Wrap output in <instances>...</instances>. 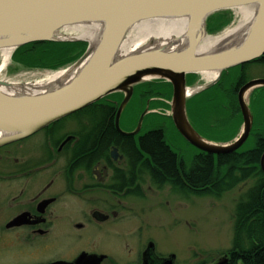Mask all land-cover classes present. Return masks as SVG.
Here are the masks:
<instances>
[{
	"label": "water",
	"instance_id": "water-1",
	"mask_svg": "<svg viewBox=\"0 0 264 264\" xmlns=\"http://www.w3.org/2000/svg\"><path fill=\"white\" fill-rule=\"evenodd\" d=\"M240 7L255 9L253 21L243 38L231 46L198 53L205 38L207 18L219 11ZM158 18L186 21V43L180 49L159 48L120 56L128 32L138 23ZM78 24L100 27L95 45L71 66L82 65L74 77L48 92L13 96L0 90V146L27 138L47 125L70 116L116 91L125 97L118 109L126 106L132 87L147 79H161L172 86L170 115L178 133L195 148L211 154H228L248 139L253 117L245 98L264 86V78L247 81L237 99L243 118L240 135L228 144L203 138L187 115V100L216 84L222 72L261 58L264 55V0H0V50L12 51L33 42L64 41L61 29ZM68 41V40H67ZM217 72V76L188 94V74ZM0 85H6L0 82ZM147 109L140 115L139 130ZM264 173V153L260 159ZM102 258L81 254L73 262L48 264H100ZM223 256L212 264H229Z\"/></svg>",
	"mask_w": 264,
	"mask_h": 264
},
{
	"label": "flooded vegetation",
	"instance_id": "flooded-vegetation-1",
	"mask_svg": "<svg viewBox=\"0 0 264 264\" xmlns=\"http://www.w3.org/2000/svg\"><path fill=\"white\" fill-rule=\"evenodd\" d=\"M260 59L253 60L256 63L251 67L264 64ZM249 72L250 69L246 72L248 77ZM189 75L186 76L187 85ZM252 79L255 78H249ZM139 84L132 87L131 96L119 116L118 109L126 95L124 91L113 92L91 103L82 109L84 115L63 117L27 138L0 146V153H5L4 162L0 164V245L20 252L21 249L12 247L35 244L32 256L16 251L12 255L32 259L46 250L50 238L63 234L84 240L83 247L69 257L30 262H73L84 253L101 257L100 264H121L117 261L119 258H111L108 252L95 248L96 238L83 234L89 231L88 234L109 232L138 236L152 226L143 215L153 208L154 186L166 185L170 189L177 188L181 194L186 192L183 186L176 185L179 184L176 180L155 179L154 154L142 146L155 129L154 121H145V115L135 132L140 115L145 111L136 116L137 107L143 105L136 95ZM148 104L146 100L144 108ZM189 121L203 138L212 141ZM38 136L41 138L38 145L43 151L40 157L28 158L25 153L8 152L11 147L21 148ZM179 136L194 150L189 154L188 164L205 153ZM170 150L175 157L174 166L182 169L187 163L185 153L172 147ZM80 153L83 154L80 156ZM212 156L217 160L218 155ZM122 224L130 226L123 228ZM130 246L137 250L140 247ZM134 255H127L132 260L125 264H181L176 253L157 251L152 240ZM223 256L230 258L228 254L219 258ZM217 260L199 264H212Z\"/></svg>",
	"mask_w": 264,
	"mask_h": 264
},
{
	"label": "trees",
	"instance_id": "trees-1",
	"mask_svg": "<svg viewBox=\"0 0 264 264\" xmlns=\"http://www.w3.org/2000/svg\"><path fill=\"white\" fill-rule=\"evenodd\" d=\"M230 21L226 11L216 12L207 18L206 31L218 32ZM85 49L84 42H33L14 50L11 61L27 69L56 71L72 65ZM260 60L264 63V55ZM254 63L256 62H248L223 71L220 80L204 90L205 94L201 95L204 92L202 91L193 98L196 101L204 100V104L213 106H195L194 102L187 101V115L195 126L196 115H207L210 110L209 114L214 113L213 111L219 114L214 124L223 128V131L213 135L200 129L208 139L225 142L237 133L242 124L236 98L237 89L249 80L246 72ZM193 76L197 77H192L191 82L198 79V74ZM136 92L144 104L151 97L170 100L172 88L169 82L157 79L153 83L137 85ZM143 108V105L140 106V111ZM249 108L253 125L248 139L239 150L219 155L217 160L216 156L203 153L190 164L187 162L182 169H177L174 166L176 162L170 150L171 146L167 143L164 128L161 127L163 124L155 122L152 135L142 143L143 148H149L154 154L155 179L176 180L179 183L176 185L183 186L185 191L215 196L240 183L251 182L244 199L235 209L232 247L224 253L230 256L229 264H264V173L260 168V159L264 153V86L253 91ZM81 115H84V110L72 114ZM228 127L232 130L228 131Z\"/></svg>",
	"mask_w": 264,
	"mask_h": 264
},
{
	"label": "rangeland",
	"instance_id": "rangeland-1",
	"mask_svg": "<svg viewBox=\"0 0 264 264\" xmlns=\"http://www.w3.org/2000/svg\"><path fill=\"white\" fill-rule=\"evenodd\" d=\"M225 11L227 16H229L231 19L230 23L218 32L208 33L207 31V34L219 35L227 29L237 25L238 19L235 18L236 13L233 11V9ZM58 42H84L86 49L88 48L89 44L85 40H64ZM1 65L2 56L0 53V68ZM249 69V78L264 76V64H258L254 67H250ZM50 72L51 71L44 69H27L23 66L15 64L10 58L9 63L0 70V79L12 83H32L46 79V76L51 74ZM193 75L195 74H190L188 76L189 81L187 86L189 88H196L206 83L207 80H205L200 74H198L197 80L191 82L193 81L192 77H197ZM156 80L157 79H147L141 84L153 83ZM255 89L246 95L245 100L248 105L250 104V99ZM205 93L206 92L204 91L201 93V95ZM195 95L196 94L190 95L187 101L194 102L193 105L195 106H213V104H204V100L196 101L193 99ZM137 99L140 100V98ZM147 100L149 101V104L146 105V108H143V110L147 109L145 121L154 120V122L157 124H163L161 127L164 128L167 143L172 148H175L178 152L180 150L181 153H185L186 162H188L189 154L194 153V150L191 149L190 146L181 139L178 131L175 129L172 123L170 115L171 99L169 100L163 97H151ZM134 104L137 105V103ZM143 107H145V102ZM139 108L140 106L137 107V117H139L143 111H140ZM209 112L207 115H196L195 118L197 122L194 120L196 126L204 133H211L213 135L223 131V128L217 127V125L214 124V120H216L219 114L215 113L216 111H213L214 113L210 114ZM242 124L231 140L225 142H213L218 144H228L234 141L241 133ZM229 130H232V128L228 127V131ZM39 136L32 140H28L21 148L14 149L11 147L8 152L11 154L25 153L28 158L40 157L43 151L38 145V141L41 140ZM4 155L5 153H0V164L1 162H4V158L2 157ZM250 185L251 182L249 181L244 184L240 183L235 185V187L229 190H224L215 196H211L209 194L204 195L200 192L194 193L191 191H186L181 194L180 190L177 188L170 189L166 187V185H162L164 187H158L156 185L153 187V208H150V210L147 211V214L145 213L143 215L145 218L147 217V221L152 226L142 232V234H140V232L138 236H134L128 235L126 233L109 234V232H103L99 233L98 235L94 234L93 232L88 234L89 231H87L83 235L85 237L90 236L92 238H96L97 240L95 248L104 252H108L111 254V258H119L117 261H120L121 264L131 261L132 258L130 257L129 259L127 255L133 256L134 254H137L139 249L142 250L145 247L148 240H152L154 243H156L157 251H161L163 254H169L172 252L176 253L178 256V261L181 264H199L217 260L232 247L235 209L239 202L244 199L245 193ZM149 195L152 194L150 193ZM132 223L134 224L136 222L132 221ZM122 226L124 228L130 225L122 224ZM123 230H126V228ZM84 242V240L80 241L77 236H66L63 234L56 235L46 242V250L43 253L38 254L32 259L29 258L30 260L14 256L12 253H15L16 250L12 252L11 250H8L7 247L4 248L0 245V264H37L38 261H32V263L30 261L34 259L47 260L57 256L69 257L71 253L73 254L77 252L78 249L82 248ZM27 244L22 243V245H19V247L12 248H17L18 250L21 249L20 252L16 251V253L18 252L17 254L32 256L33 252L35 251V244ZM129 244L140 247L138 250L130 249L131 246Z\"/></svg>",
	"mask_w": 264,
	"mask_h": 264
},
{
	"label": "bare ground",
	"instance_id": "bare-ground-1",
	"mask_svg": "<svg viewBox=\"0 0 264 264\" xmlns=\"http://www.w3.org/2000/svg\"><path fill=\"white\" fill-rule=\"evenodd\" d=\"M233 11L236 13L235 18L238 19L237 25L219 35L206 34L200 43L198 53L202 54L225 48L238 43L243 38L253 21L255 9L240 7L233 9ZM185 32L186 21L184 19L158 18L143 21L136 24L126 35L119 51L120 56L159 48L180 49L186 43ZM99 34L100 27L96 25L78 24L61 29L57 36L68 41L85 40L95 45ZM0 53L2 56L1 68H3L9 63L13 51L12 48H6L1 49ZM81 67L82 65L77 67L68 66L66 69L51 71V74H48L46 79L32 83H12L0 79V82L6 83V85H0V90L13 96L42 94L69 81ZM200 75L207 80V83L216 78L217 72H203ZM193 91L194 89L189 88L188 94Z\"/></svg>",
	"mask_w": 264,
	"mask_h": 264
}]
</instances>
